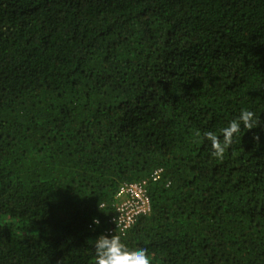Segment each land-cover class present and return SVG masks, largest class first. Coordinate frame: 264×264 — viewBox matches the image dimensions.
Returning <instances> with one entry per match:
<instances>
[{"label": "trees", "instance_id": "16d2710c", "mask_svg": "<svg viewBox=\"0 0 264 264\" xmlns=\"http://www.w3.org/2000/svg\"><path fill=\"white\" fill-rule=\"evenodd\" d=\"M140 180L151 264H264V0H0V264H94Z\"/></svg>", "mask_w": 264, "mask_h": 264}, {"label": "clouds", "instance_id": "9594fccd", "mask_svg": "<svg viewBox=\"0 0 264 264\" xmlns=\"http://www.w3.org/2000/svg\"><path fill=\"white\" fill-rule=\"evenodd\" d=\"M241 124L245 129L250 130L258 126L260 120L252 111L242 109L238 117L232 119L227 127L220 130V135L211 131L203 133L204 137L210 141L214 156L223 157L226 148L232 144L233 135L240 132ZM253 139L258 142L259 136L254 134ZM93 222L98 224L99 220L94 219ZM94 253V264H151L145 248H130L116 234L99 235L95 239Z\"/></svg>", "mask_w": 264, "mask_h": 264}, {"label": "built area", "instance_id": "2783aa9c", "mask_svg": "<svg viewBox=\"0 0 264 264\" xmlns=\"http://www.w3.org/2000/svg\"><path fill=\"white\" fill-rule=\"evenodd\" d=\"M161 172V169H156L150 179L158 180ZM146 186V180L124 182L119 185L115 193V214L109 220L111 224L106 233H123L138 217L150 212L151 205Z\"/></svg>", "mask_w": 264, "mask_h": 264}]
</instances>
